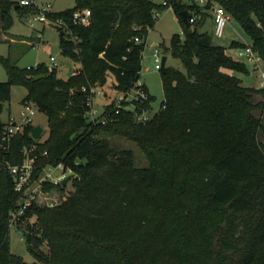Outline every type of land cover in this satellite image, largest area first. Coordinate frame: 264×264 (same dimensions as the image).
<instances>
[{
	"label": "trees",
	"instance_id": "16d2710c",
	"mask_svg": "<svg viewBox=\"0 0 264 264\" xmlns=\"http://www.w3.org/2000/svg\"><path fill=\"white\" fill-rule=\"evenodd\" d=\"M75 1L74 8L50 17L91 10L90 26L71 25L60 36L62 56L80 66L77 75L62 79L58 68L22 69L0 56L8 75L0 83V127L10 120L2 121V114L12 87L22 86L23 103L46 115L49 128L40 142L31 136L35 126L27 125L8 151L0 137V264H27L10 246L11 215L24 196L14 191L3 163H20L22 149L34 143L39 166L62 164L75 178L71 191L44 184L15 223L33 264H264L263 126L252 113L254 96L264 97V88L244 86L234 74H248L249 66L202 30L210 21L213 31L212 9L220 6L264 59V0H208L204 6L186 0ZM165 8L182 28L171 39V52L185 69L161 70L165 109L143 124L130 110L115 114L111 104L107 123L90 122L82 88H103L112 79L117 94L127 93L141 77L143 42ZM184 10L189 20L196 16L190 28L179 15ZM37 11L20 0H0V33L12 27V12ZM242 46L232 42V48ZM144 88L149 100L138 112L154 101ZM113 137L134 146L119 148ZM135 147L146 167L136 166Z\"/></svg>",
	"mask_w": 264,
	"mask_h": 264
},
{
	"label": "rangeland",
	"instance_id": "374dc122",
	"mask_svg": "<svg viewBox=\"0 0 264 264\" xmlns=\"http://www.w3.org/2000/svg\"><path fill=\"white\" fill-rule=\"evenodd\" d=\"M151 1L156 5H164V0ZM35 3L40 9H43L47 5H51L52 12L59 13L74 8L76 1L35 0ZM11 15L13 18L12 27L8 32L0 33V56L9 58L12 63L22 69L34 67L37 64L48 65L50 63V58L55 57L59 64L58 76L62 79H67L73 71L80 69L78 64H75L62 56L60 51V33L62 31H59V27L56 23L52 21L46 23L34 21L31 14L27 12H12ZM31 23H33V27H31ZM202 30L208 31L212 35L213 43L215 45L227 49L235 60L246 63L244 59L238 56V48H232L233 41L241 42V40H245L249 42V39L234 19L230 20V24L226 28L223 38H217L214 36L212 23L210 21H207ZM181 33V25L179 24L173 10L171 8H165L159 12L154 27L149 30L147 39L143 42L145 47L142 54L140 81L147 86L151 96L154 97L152 103L154 111L159 110L160 104L164 99L161 70L155 68V50L158 49L161 58H167L165 64L166 68L185 73L181 60L174 58L171 52L172 37L174 35H181ZM31 43L35 46L34 48L31 47ZM234 75L242 81L244 86L260 88V79L250 66L248 74L236 73ZM7 80L8 75L4 67L0 64V83L7 82ZM111 81L112 79H109L108 84L103 87V90L109 94L110 98L106 100L98 97L96 100L97 108H101L103 104L110 103L114 98H117V93L111 88ZM26 94L27 91L24 87H12L11 99L9 103L6 104L5 110L2 114V121L7 122L9 119H12L13 121L21 122L20 114L24 109V106L27 105L23 103ZM254 102L258 105L252 113L262 123L263 129L259 134V139L264 144V97L262 95H255ZM31 123L34 126H40L44 129V133L40 138V142H44L49 136L47 116L36 111ZM110 141L113 144H116L119 148L134 146V144L132 145L125 138L113 137L110 138ZM134 151H136V166L142 167L144 165L143 167H146L147 163L143 155L136 147ZM71 190L72 182L66 187V191ZM10 246L11 252L14 256L19 257L27 264L35 263L26 241L21 239L14 229H11L10 231Z\"/></svg>",
	"mask_w": 264,
	"mask_h": 264
},
{
	"label": "built area",
	"instance_id": "2783aa9c",
	"mask_svg": "<svg viewBox=\"0 0 264 264\" xmlns=\"http://www.w3.org/2000/svg\"><path fill=\"white\" fill-rule=\"evenodd\" d=\"M186 1L188 3L197 4L200 6H204L206 3H208V0ZM20 5L27 7H37L38 11L31 14L34 21H40L43 23L52 21L56 23L59 29H61V31L65 34L70 33L71 25L88 27L91 24L90 9L77 10L72 14L71 17L54 19L50 17V15L53 14L51 5H47L43 9H40L36 5L35 0H20ZM156 15L158 16V13ZM212 17L214 36H216L217 38H223L226 28L230 24V15L225 11L224 8L220 6H214L212 9ZM195 19L196 16L191 18L189 22L192 23ZM31 27H33V23H31ZM135 42H140L139 38H135ZM241 43L244 46L238 48V56L244 59L246 63L253 69V71L257 73L260 79V88H264V59L258 52L253 49V45L251 42L241 40ZM154 58L156 62L155 68L157 70H161L162 58L159 54L158 49L155 50ZM48 67L50 71L52 69L59 68V64L57 63L55 57L50 58ZM79 72L80 69L75 70L71 73L70 76H75ZM82 92L87 94L86 105L88 107V110L86 111L85 115L87 119L92 123H107L111 117V113L108 112L107 107L111 104H114L115 114H119V112L124 109L130 110L135 114L137 122L143 124L153 119L154 115L157 112L165 109V106L160 105L158 111H154L151 107L150 109L143 108L140 112H138V109L140 107L142 108V106L145 105L149 100V94L145 90L144 83H142L140 79L134 83L132 88L127 93L117 94V98H114V100L110 103L103 104L101 108L96 107L97 98L100 97L106 100L110 98L109 94L105 92L102 87H99L98 85H94L89 88L84 87L82 88ZM150 105H152V103H150ZM36 111L37 110L33 105L27 104L24 106V109L20 114L21 122H16L10 119L5 125L0 127L1 146L5 151L9 150L11 139L21 133L27 125L32 124V118L36 114ZM38 151L39 145L36 143L30 146H25L21 152L22 161L20 163L12 164L9 161H5L3 163V166L11 175L14 185V191L17 194L24 196V200L19 206V209L13 212L11 215V227L15 230L19 237L21 235L16 230L15 223L18 220V217L23 215L25 211L33 205V203L37 202V199L42 193L43 185L49 184L52 186H61L62 181L67 177H72L68 184L75 178L70 170L64 169L62 164H58L56 166H53L51 164L39 166ZM41 156H47V152H42ZM37 172H39L38 176H36ZM47 206L54 207L55 204L48 202Z\"/></svg>",
	"mask_w": 264,
	"mask_h": 264
},
{
	"label": "water",
	"instance_id": "95a60500",
	"mask_svg": "<svg viewBox=\"0 0 264 264\" xmlns=\"http://www.w3.org/2000/svg\"><path fill=\"white\" fill-rule=\"evenodd\" d=\"M179 15H180V17H181V19H182L184 25H185L187 28H190L191 25H190L189 18H188V12H187L186 10H184V11H181V12L179 13ZM60 36L63 37V36H64V33L61 32V33H60ZM166 60H167L166 57H163V58H162V68H161V70L164 69L165 64H166ZM43 133H44V129H43L42 127H40V126H35V127L33 128V130H32L31 136H32V138H33L34 140H40V138H41V136H42ZM71 178H72V177L69 176V177H67L66 179H64V180L62 181V183H61V186H62L63 188H65V187L67 186V184H68V182L70 181Z\"/></svg>",
	"mask_w": 264,
	"mask_h": 264
},
{
	"label": "crops",
	"instance_id": "0c3cea01",
	"mask_svg": "<svg viewBox=\"0 0 264 264\" xmlns=\"http://www.w3.org/2000/svg\"><path fill=\"white\" fill-rule=\"evenodd\" d=\"M147 87V86H146ZM149 91V90H148ZM150 93V92H149ZM151 95V94H150Z\"/></svg>",
	"mask_w": 264,
	"mask_h": 264
}]
</instances>
